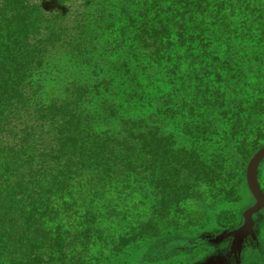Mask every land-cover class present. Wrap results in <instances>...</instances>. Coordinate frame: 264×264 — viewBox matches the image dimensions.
Wrapping results in <instances>:
<instances>
[{
	"label": "trees",
	"instance_id": "trees-1",
	"mask_svg": "<svg viewBox=\"0 0 264 264\" xmlns=\"http://www.w3.org/2000/svg\"><path fill=\"white\" fill-rule=\"evenodd\" d=\"M263 141L264 0H0V264L180 258Z\"/></svg>",
	"mask_w": 264,
	"mask_h": 264
},
{
	"label": "rangeland",
	"instance_id": "rangeland-1",
	"mask_svg": "<svg viewBox=\"0 0 264 264\" xmlns=\"http://www.w3.org/2000/svg\"><path fill=\"white\" fill-rule=\"evenodd\" d=\"M263 143H264V141H263ZM263 147H264V144L259 149H257L255 151V153L249 159L248 163L251 161L253 156ZM258 180H259L261 189L264 192V157L261 160L259 167H258ZM255 203H256V199H255L253 193L251 192V190L249 188L247 175H245L244 180L241 183L239 200H237L236 202H227L226 203L229 206V208L232 209V211L236 214V222L233 225L230 224L229 226H232V227L237 226L238 221H239L240 217L242 216L244 209L246 212ZM215 212L216 211H214V212L212 211L210 213V217L208 218V221H204L203 227L209 226V224H211L212 220L215 221V217H216ZM211 218H212V220H211ZM229 218L230 217H228L227 220H225V222L232 221ZM203 227L200 229L198 235L200 233L203 234ZM187 237H189V235ZM261 241L264 244V226L262 227ZM159 242L161 244L160 246L158 245V243L156 241L149 242L148 244H145V245L139 247V249L136 250L135 252H133L131 255L127 256L123 260H120L114 264H154V262H155L154 260H157V258H162V257H167V256L169 258H171L170 260H172V261L175 259H177V260L179 259L178 263L191 264V262H195V261L199 260L200 257H202V255L205 253L204 250L206 248V245H204V244L199 246V247L194 245V247H193L192 243L188 240L187 243L184 244V246H178L184 255H182L180 258H174V255L172 253H169L168 248H167L169 245H171L170 241L163 239V240H160ZM188 247H190V248H188ZM166 251H167V253L165 254L164 252H166ZM185 254L187 255L188 259L184 258V257H186ZM261 260H263V262H264V254H263V257ZM249 264H252V263L250 262ZM256 264H260V263L258 262Z\"/></svg>",
	"mask_w": 264,
	"mask_h": 264
},
{
	"label": "crops",
	"instance_id": "crops-1",
	"mask_svg": "<svg viewBox=\"0 0 264 264\" xmlns=\"http://www.w3.org/2000/svg\"><path fill=\"white\" fill-rule=\"evenodd\" d=\"M254 206V205H253ZM236 229L232 231L226 230L224 227L218 225L216 221H211L209 226L203 227V234L200 233L196 239L195 246L209 244L207 240L212 238V242L219 243L230 236L227 243L229 253L240 258L242 253L247 252V257L241 264L260 263L264 264L262 257L264 254V244L261 241L262 227L264 226V208L259 209L251 215V218L245 217V209L240 217ZM238 230L237 232H234ZM205 232V233H204ZM194 262H191L193 264Z\"/></svg>",
	"mask_w": 264,
	"mask_h": 264
},
{
	"label": "flooded vegetation",
	"instance_id": "flooded-vegetation-1",
	"mask_svg": "<svg viewBox=\"0 0 264 264\" xmlns=\"http://www.w3.org/2000/svg\"><path fill=\"white\" fill-rule=\"evenodd\" d=\"M219 225V223H218ZM221 226V225H219ZM239 225L232 227L229 225L221 226L224 227L226 230L232 231L236 229ZM231 239L230 236H227L225 240L220 241L219 243L212 242V238L208 241L209 244H206L205 253L199 260L195 261L193 264H241L247 257L248 250H245V253L241 254V257L238 258L229 253L227 248V243Z\"/></svg>",
	"mask_w": 264,
	"mask_h": 264
},
{
	"label": "water",
	"instance_id": "water-1",
	"mask_svg": "<svg viewBox=\"0 0 264 264\" xmlns=\"http://www.w3.org/2000/svg\"><path fill=\"white\" fill-rule=\"evenodd\" d=\"M264 157V147L261 148L251 159V161L248 164L247 168V180L249 184V188L251 192L253 193L256 203L254 206L250 207L245 212L246 218H251V215L258 211L261 208H264V192L261 189L259 180H258V167L261 162V160ZM238 230L234 231L237 232Z\"/></svg>",
	"mask_w": 264,
	"mask_h": 264
}]
</instances>
